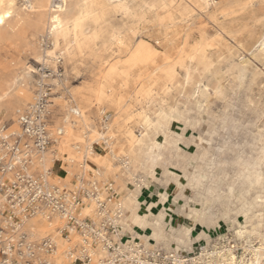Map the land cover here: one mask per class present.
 <instances>
[{"label":"rangeland","instance_id":"rangeland-1","mask_svg":"<svg viewBox=\"0 0 264 264\" xmlns=\"http://www.w3.org/2000/svg\"><path fill=\"white\" fill-rule=\"evenodd\" d=\"M124 1L144 12L134 34L126 17L112 11L105 33L116 37L108 48L86 43L81 51L68 54L63 42L54 45L44 0H5V8L14 6L0 29V82L8 81L12 93L23 96L27 79L29 94L20 111L0 106V135L4 127L7 134L20 132L18 116L33 102L42 70L54 73L48 79L54 101L52 132L66 126L72 135L66 151H56L57 157L55 146L64 135L51 148L47 166L40 159V171L52 168L54 180L70 186L74 176L82 173L80 163L85 166L86 180L118 184L126 179L143 185L157 161L175 159L187 180L192 220L217 229L216 233L231 229L240 237L246 233L264 239V0H205L199 8L176 0L173 9L150 11L146 4L154 0ZM58 4L52 0V9ZM83 7V0H68L71 15ZM118 39L124 43L122 48L129 45L133 50L145 43L158 52L155 59L132 70L119 94L130 120L120 123L117 136L109 133L98 140L94 133H106L117 111L108 101L100 104L89 89L97 86L111 66L127 60L128 52L119 53ZM200 46L207 59L181 55L182 49L190 53ZM48 59H57L56 64ZM158 67L173 68L175 78L160 80ZM73 109H79L81 116ZM143 116L150 122L145 123ZM125 129L138 142L131 145L121 134ZM134 198L125 200L128 207ZM132 213L130 220L127 217L130 228L134 224L152 227V235L138 231L151 244L180 249L190 244V229L175 238L164 234L163 215L151 224L147 215ZM47 222L42 236L31 237L23 226L20 231L35 247L37 260L61 264L70 246L57 234L63 222L58 217H48ZM3 223L0 210V228ZM49 236L57 239L53 257L39 249L41 240ZM76 243L75 238L71 245ZM58 250L63 252L57 256Z\"/></svg>","mask_w":264,"mask_h":264},{"label":"built area","instance_id":"built-area-1","mask_svg":"<svg viewBox=\"0 0 264 264\" xmlns=\"http://www.w3.org/2000/svg\"><path fill=\"white\" fill-rule=\"evenodd\" d=\"M53 74L42 70L33 102L18 116L20 132L7 134L4 127L0 135V264H54L37 260L35 247L20 231L38 213L63 222L57 234L70 246L61 264H264V239L246 233L240 237L231 229L212 234L196 251L151 244L130 228L112 182L86 180L80 163L82 173L70 186L58 184L52 168L40 171L43 154L64 135L61 127L52 132L54 101L48 79ZM75 238L76 245H71ZM39 249L54 254L56 237L43 238Z\"/></svg>","mask_w":264,"mask_h":264},{"label":"bare ground","instance_id":"bare-ground-1","mask_svg":"<svg viewBox=\"0 0 264 264\" xmlns=\"http://www.w3.org/2000/svg\"><path fill=\"white\" fill-rule=\"evenodd\" d=\"M57 1L59 2V4L55 6L54 9H52L51 6L52 0H44V4L42 7L47 8V11L50 14V32L55 47H57L60 42H63L66 46V52L68 54L71 53L70 50L81 51L82 49H84L86 43H88L90 47L100 44L103 48H108L112 38L116 37V35L114 34L107 35L105 33V26L107 24L106 19L110 12H121L130 23V30L131 32H133V34L135 33V26H137L139 20L144 15L142 8L130 6L124 0H83L84 7L74 15H71L68 12V0ZM204 1L205 0H183V2H185L186 4L197 8L201 7V2ZM5 4V0H3V6H0V16L3 17L2 21H0V29L3 27L6 20L10 18V16L7 15V11H11V9L5 8ZM175 4L176 0H154L151 3H147L146 8L149 11L152 9H173ZM118 44L120 45V54L128 52L129 56L127 60L111 66L108 72L103 74L99 78L97 86L89 89L95 95L96 100L100 104L108 101L115 106L117 111L116 118L111 123V125L108 126V130L106 133H94V136L98 135V140L102 138L104 139L105 136L109 133L110 137L112 138L117 136V127L120 126V123L125 120H130L129 111L123 105V98L120 97L119 94L122 90H124V88H126L128 80L131 77L132 70L137 66H140L144 63H149L152 59H155L158 52L155 48H152L145 43L138 44L137 47L133 50L129 49V45L125 46V48H122L124 43L121 39H118ZM181 53L182 56H186L190 59H207L202 46L193 48L190 53L185 49H182ZM48 55L50 58L54 57L53 52H49ZM56 60L57 59H48L46 62L50 61L51 63H55ZM157 72H160V80H163L165 82L172 81L175 78L173 68L158 67ZM24 84V95L21 96L17 93H12L13 86L8 81H1L0 106L8 107L12 112L20 111L24 106V102L28 98L29 94L27 79L24 80ZM72 112L76 115L81 116V111L79 109H73ZM140 116H142V114H140ZM142 118L145 123L150 122L147 116H143ZM67 121L68 117L66 118L65 123H67ZM61 128L63 130L64 138H62V140L59 141L55 146V151L61 150L65 152L67 148V141L72 134H70V129L68 127L63 126ZM121 134H123L128 139L131 145L138 142L136 136L130 129H125ZM89 148L91 149V145L89 146ZM50 153L51 152L44 153L43 157L41 158L42 163H44V167L47 166L48 162L50 161ZM47 218V214L38 213L36 214V216L28 219L23 225V228L24 230L29 232L31 237L37 235L42 236L48 230ZM58 244L63 245V248L67 247L60 242ZM62 252L63 251L58 250L57 256ZM53 255H55V253L47 256L53 257ZM59 259L61 260V258ZM48 260L50 262H53L52 259Z\"/></svg>","mask_w":264,"mask_h":264},{"label":"crops","instance_id":"crops-1","mask_svg":"<svg viewBox=\"0 0 264 264\" xmlns=\"http://www.w3.org/2000/svg\"><path fill=\"white\" fill-rule=\"evenodd\" d=\"M193 145L190 144V147ZM156 162L151 175L145 179L143 185H132L128 180L121 179L117 184L114 180V195L120 202L125 214L130 220L132 211L139 216H146L147 220L154 224L155 220L163 215L164 234L172 233L171 236L183 237L186 229H190V244L185 243L184 248L194 250L197 244H203L210 237L211 232H217V229H208L201 225L197 219L192 220L189 215L190 202L188 198V184L182 171L181 164L175 159H167V162ZM62 170H64L62 168ZM65 171V170H64ZM140 186V188H139ZM135 196V198H134ZM134 198L130 207L125 203L126 199ZM134 234L141 236L139 230L152 235V227L146 229L134 224ZM220 229V227L218 228ZM165 236V235H164ZM154 241H157L151 238Z\"/></svg>","mask_w":264,"mask_h":264},{"label":"snow or ice","instance_id":"snow-or-ice-1","mask_svg":"<svg viewBox=\"0 0 264 264\" xmlns=\"http://www.w3.org/2000/svg\"><path fill=\"white\" fill-rule=\"evenodd\" d=\"M0 6H3V0H0ZM13 6H14V4H9V5H8V8L11 9ZM7 15H8V16H11V15H12V12H11L10 10L7 11ZM2 19H3V17L0 16V21H2Z\"/></svg>","mask_w":264,"mask_h":264}]
</instances>
